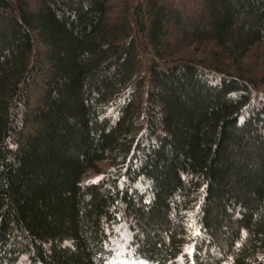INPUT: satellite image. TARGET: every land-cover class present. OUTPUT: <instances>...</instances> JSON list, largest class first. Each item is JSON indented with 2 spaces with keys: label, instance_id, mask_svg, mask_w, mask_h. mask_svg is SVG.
<instances>
[{
  "label": "trees",
  "instance_id": "trees-1",
  "mask_svg": "<svg viewBox=\"0 0 264 264\" xmlns=\"http://www.w3.org/2000/svg\"><path fill=\"white\" fill-rule=\"evenodd\" d=\"M262 44L264 0H0V264H264Z\"/></svg>",
  "mask_w": 264,
  "mask_h": 264
},
{
  "label": "rangeland",
  "instance_id": "rangeland-1",
  "mask_svg": "<svg viewBox=\"0 0 264 264\" xmlns=\"http://www.w3.org/2000/svg\"><path fill=\"white\" fill-rule=\"evenodd\" d=\"M249 68L257 69L258 71L264 70V44L254 50L246 61ZM103 170L106 166H100ZM100 178L99 173L91 171L85 178L84 182L89 183L96 181ZM114 242L112 245L113 252L115 254L111 264H144L138 262L131 253L130 245L132 238L126 231V226H122L117 229L115 234Z\"/></svg>",
  "mask_w": 264,
  "mask_h": 264
}]
</instances>
